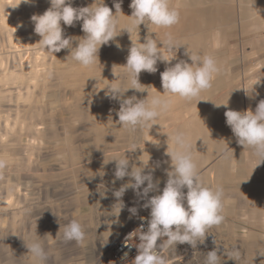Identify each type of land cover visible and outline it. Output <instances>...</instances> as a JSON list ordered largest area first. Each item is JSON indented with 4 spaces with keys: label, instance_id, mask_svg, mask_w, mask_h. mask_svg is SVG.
I'll return each mask as SVG.
<instances>
[{
    "label": "rangeland",
    "instance_id": "obj_1",
    "mask_svg": "<svg viewBox=\"0 0 264 264\" xmlns=\"http://www.w3.org/2000/svg\"><path fill=\"white\" fill-rule=\"evenodd\" d=\"M239 1L234 0L239 6L240 23L231 38L229 52L228 48L209 46L216 60L222 59L218 66L226 84L216 91L212 100L202 97L201 101L220 105L227 99L233 105L238 104V111L251 109L254 112L251 103L264 98L260 93V86H264V0ZM116 2L105 0L113 14ZM92 3L93 0H72L73 7ZM50 6V0H31V3L0 0V160L6 161V166L0 169V264H37L25 244L31 243L37 235L46 234H50L43 241L48 257L46 264H103L102 259L119 242L120 234L141 221L131 218L117 223V213L112 210L116 203L113 191L129 178L117 180L113 185L115 162L105 166L103 161L121 157L126 152L130 162L135 161L139 166L138 158L145 163L152 153L145 127L132 130L119 126L116 113L120 102L105 95L107 88L114 84L129 86L122 66L126 64L130 39L135 41L138 35L133 31L119 51L114 42L120 39L116 37L101 47L100 63L84 68L71 59L65 61L67 49L53 55L36 44L41 38L34 32L31 17L43 14ZM129 13L132 14L131 8ZM81 24L77 22L74 27L62 24V27L67 36H83ZM157 29L150 26L152 38L156 37L158 42H166L171 37L167 35L170 29ZM189 34L190 31L185 32L184 37L188 38ZM146 35L148 29L142 24L139 26L141 42ZM206 35L209 40L214 32L208 31ZM171 40L175 46L181 42L180 38L171 37ZM75 73L81 74L75 78ZM100 81L105 91H101ZM139 81L144 86L155 87L147 89L150 95L163 89L158 70L154 74L141 72ZM133 95L145 99L147 92L129 90L124 98ZM93 109L102 110L108 117L105 123L108 127L100 129L97 135L91 118L96 116ZM223 138L229 141L228 137ZM213 152L214 149L206 150L204 153L208 154L199 159L200 165L201 161L205 162L198 171L200 177L207 175L220 159L228 160L233 178L240 168H256L258 164L264 169V162L253 150L238 142L227 145L218 157L209 158ZM152 168H155L154 178L161 181L162 191L167 180L165 170L169 167L153 166L146 172ZM101 170L107 173L103 178L99 176ZM254 175L256 182H264V174ZM225 194L226 199L230 197L229 192ZM122 199L125 210L136 206L142 217L149 218L150 209L142 207L143 200L135 197L131 202L127 193ZM239 207L233 214L224 205V220L209 228L204 241L198 242L195 249L188 244H178L175 264H204V255L215 248H219L221 264H264L262 221L242 217V206ZM72 219L84 227L86 235L82 243L63 239V225ZM249 222H255L253 227L247 224ZM241 223L258 233L254 256L244 248L253 241L248 236L238 235L236 227ZM232 247H238L239 254L230 257L226 253H230Z\"/></svg>",
    "mask_w": 264,
    "mask_h": 264
},
{
    "label": "clouds",
    "instance_id": "obj_2",
    "mask_svg": "<svg viewBox=\"0 0 264 264\" xmlns=\"http://www.w3.org/2000/svg\"><path fill=\"white\" fill-rule=\"evenodd\" d=\"M23 2L31 3V0ZM50 5L43 14L31 17L34 32L41 38L36 44L41 50L53 55L67 49L65 61L71 59L84 68L90 69L100 63L99 52L102 46L108 45L123 32H127L129 36L133 31L137 32L138 39H130L126 64L122 66L126 70L129 86L114 84L105 93L108 98L120 102L116 115L122 128L136 130L153 125L161 114L171 108L173 98L189 100L199 96L202 91L212 88L215 77L221 71L214 56H201L187 50L185 55L191 63L181 59L172 65L171 62L177 59V54L171 37L166 42H158L156 37L152 38L150 26L167 29L179 23V10L171 5V0H131L129 7L132 14L127 16L131 24L127 27H119L117 13L123 14L122 0L114 3L115 14L105 4V0H93L86 7H73L72 0H50ZM77 22H82L81 30L84 35L67 36L62 24L74 27ZM142 24L148 29V35L143 42L139 36V26ZM116 47L120 48L121 45L117 42ZM158 62L171 66L166 67L160 74L163 94L156 90L157 94L150 95L147 89L155 87L142 85L139 76L141 72L156 73ZM129 90L147 92V97L138 99L133 95L124 98ZM225 117L226 124L238 144L251 148L261 162H264V99L259 101L254 112L251 109H229L225 112ZM166 144L165 155L170 158V167L165 170L167 180L162 191L159 188L161 181L153 175L155 168L146 172L149 162L145 165L138 158V166L137 162H130L126 152L121 157L103 161L105 166L115 162L113 185L117 180L129 178L127 183L113 191L116 203L112 210L115 209L117 219L126 207L122 198L129 189L144 201V209H150L149 218L140 217L142 222L135 230L140 242L137 246L138 254L132 264H175L174 254L178 244H188L195 249L198 242L204 241L207 230L220 225L224 220L223 190L213 189L202 181L187 134L177 131L167 136ZM5 166L6 161L0 160V169ZM106 174L101 170L99 176L103 178ZM101 185L105 188L104 184ZM150 193L158 194L149 196ZM128 211L131 216H136L139 209L133 206ZM62 231L65 241L82 243L85 239L84 227L76 219L63 225ZM47 235L50 234L44 237L37 235L35 240L25 244L28 254L37 264H46L48 257L43 241ZM218 252L219 248L207 252L204 255V264H221Z\"/></svg>",
    "mask_w": 264,
    "mask_h": 264
},
{
    "label": "bare ground",
    "instance_id": "obj_3",
    "mask_svg": "<svg viewBox=\"0 0 264 264\" xmlns=\"http://www.w3.org/2000/svg\"><path fill=\"white\" fill-rule=\"evenodd\" d=\"M116 1L121 2V0ZM171 2V5L179 10L180 20L178 24L172 26L171 28H167L170 29L167 35L175 39L180 38L181 40L180 44L177 43L178 45L175 46L177 59L171 62L172 65L181 59L191 63L188 56L185 55L186 50L189 53L194 52L201 56L206 54L213 56L209 47L212 45L214 48L219 46L222 48H228L227 51L229 52L231 38L235 36V28H237L238 23H240L241 16L238 12L239 6L236 5L234 0H173ZM239 2L242 3L245 2V0H240ZM130 4L131 0H122V10L124 9L122 12L126 16L117 13L119 16V24L122 23L121 27H127L131 24L130 18L127 17L129 15L131 16V13H129ZM1 15L2 13H0V17ZM155 29L158 31L156 27ZM167 29L160 28L159 30L167 31ZM172 29H174L173 33L171 32ZM188 31H190L191 34H189L188 38H186L184 37V33ZM208 31L214 32V35L211 36L212 38L209 39L211 43H207L209 40L206 32ZM196 32L198 34H196ZM160 36L164 37L162 34H160ZM118 37L120 40L115 38V48L117 42L121 45V47H123L122 44L127 39H129L130 36L127 32H123ZM117 50L119 51V48H117ZM231 50L232 49L230 48V52ZM118 51L116 52L119 53ZM221 62L222 59L220 58L217 63ZM158 64L160 67L158 69L159 75L165 70L166 67L171 66L166 65L163 62H158ZM79 74L81 73H75V78H77ZM101 81V91H105L106 88L102 87ZM225 84L226 83L219 72L213 81L211 89L204 90L199 94V96L189 100L173 98L171 108L167 112L161 114V116L153 122V125L145 127L146 135L148 139L151 140L152 148L151 155L146 158L144 163L147 165L149 162L148 168L157 166V164H159V167L163 168L170 167V158L165 155L167 148L166 141L167 136H171L177 131H182L187 134L191 144L192 154L194 155V160L198 166V171L205 163L201 161L200 165L199 159L208 154L204 153L206 150L208 151L209 149H214L213 154L209 158H215L221 154L227 145L231 144L232 142L235 144L237 143L236 137L232 133L230 127L226 124L225 112L229 109L238 111V104L233 105V103H230L227 99H225V102L221 103L220 105H216L213 101H201L202 97L211 98L210 100H212L216 91H218L220 87L225 86ZM260 89L264 94V86H260ZM163 91L164 90L162 89L161 94H163ZM155 94L157 93H154L153 95ZM195 101H197V104H195ZM258 103L259 101H254L251 104L256 108ZM93 111L96 113V116H92L91 118L95 122L96 126L94 125V132L97 135L100 129H106V127H108L107 124H105L107 123L108 117H105L106 114H104L102 110L97 111L93 109ZM165 116L169 117L166 119ZM185 116L187 117L184 118ZM168 121L170 122L169 124ZM40 132L41 130H39V133ZM223 136L228 137L229 141H223ZM97 138L99 142L102 141L101 137L98 136ZM74 157H78L76 152H74ZM237 172L238 173H236V175H234L235 177L233 178L231 166L228 160L220 159L209 170L208 174L204 177H201V179L206 185L211 186L213 189L223 190L225 205L228 209H231L230 212L236 214L237 210L240 208L239 206H242V217L245 216L256 221L261 220L264 227V182L259 183L254 180V174H264V169L257 164L256 168H240L237 170ZM208 179L209 181H207ZM227 192L230 193L228 194L230 197L226 199L225 193ZM126 193L131 202H134V198L136 196L133 190L129 189ZM130 217L131 214L129 211L124 209L120 213L117 223H124L129 220ZM247 224H250L253 227L255 222H249ZM247 224L241 223L236 227V229L238 235L248 236L249 239L253 241L245 244L244 248L246 251H252V256H254V249L257 247L254 241H257L256 239L258 238V233L251 231L249 229L250 226ZM263 227L261 228L260 232H264ZM236 249H238V247H232V250L230 251V257L239 254ZM247 256L249 255L247 254ZM262 257H264V254ZM253 264L257 263L254 262Z\"/></svg>",
    "mask_w": 264,
    "mask_h": 264
},
{
    "label": "built area",
    "instance_id": "obj_4",
    "mask_svg": "<svg viewBox=\"0 0 264 264\" xmlns=\"http://www.w3.org/2000/svg\"><path fill=\"white\" fill-rule=\"evenodd\" d=\"M141 222L136 223L133 227L125 230L123 235H120L119 242L113 245L108 254L102 259L101 262L103 264H132V261L138 254L137 246L140 242L135 230L140 226ZM144 223L146 230V220ZM125 253L127 254L125 255Z\"/></svg>",
    "mask_w": 264,
    "mask_h": 264
},
{
    "label": "crops",
    "instance_id": "obj_5",
    "mask_svg": "<svg viewBox=\"0 0 264 264\" xmlns=\"http://www.w3.org/2000/svg\"><path fill=\"white\" fill-rule=\"evenodd\" d=\"M243 19V18H242ZM247 21H248V17H247ZM262 95H264L262 92H260ZM248 97V96H247ZM249 99L251 98V97H248ZM252 98H255V97H252ZM259 99H261L262 100V98H259ZM264 99V98H263ZM249 105V104H248ZM250 107V106H249ZM140 217H142V215L138 212V214L136 215V216H131V218H132V220H138V219H140ZM130 218V219H131ZM123 233V232H122ZM122 233L120 234V235H122Z\"/></svg>",
    "mask_w": 264,
    "mask_h": 264
}]
</instances>
